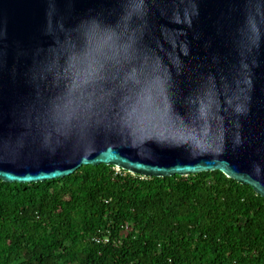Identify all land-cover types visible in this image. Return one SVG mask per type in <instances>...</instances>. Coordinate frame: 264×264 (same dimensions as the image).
Listing matches in <instances>:
<instances>
[{"label": "water", "instance_id": "95a60500", "mask_svg": "<svg viewBox=\"0 0 264 264\" xmlns=\"http://www.w3.org/2000/svg\"><path fill=\"white\" fill-rule=\"evenodd\" d=\"M101 163L264 197V0H0V179Z\"/></svg>", "mask_w": 264, "mask_h": 264}, {"label": "trees", "instance_id": "16d2710c", "mask_svg": "<svg viewBox=\"0 0 264 264\" xmlns=\"http://www.w3.org/2000/svg\"><path fill=\"white\" fill-rule=\"evenodd\" d=\"M0 264H264V197L219 170L0 179Z\"/></svg>", "mask_w": 264, "mask_h": 264}, {"label": "rangeland", "instance_id": "374dc122", "mask_svg": "<svg viewBox=\"0 0 264 264\" xmlns=\"http://www.w3.org/2000/svg\"><path fill=\"white\" fill-rule=\"evenodd\" d=\"M116 170H119V168H118V167H116Z\"/></svg>", "mask_w": 264, "mask_h": 264}]
</instances>
